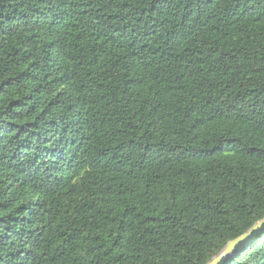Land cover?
Segmentation results:
<instances>
[{
  "label": "trees",
  "instance_id": "1",
  "mask_svg": "<svg viewBox=\"0 0 264 264\" xmlns=\"http://www.w3.org/2000/svg\"><path fill=\"white\" fill-rule=\"evenodd\" d=\"M262 219L264 0H0V264H207Z\"/></svg>",
  "mask_w": 264,
  "mask_h": 264
},
{
  "label": "water",
  "instance_id": "2",
  "mask_svg": "<svg viewBox=\"0 0 264 264\" xmlns=\"http://www.w3.org/2000/svg\"><path fill=\"white\" fill-rule=\"evenodd\" d=\"M264 226V219L255 223L247 232L238 238L231 240L216 256H214L207 264H222L226 256L237 246L249 240L254 234Z\"/></svg>",
  "mask_w": 264,
  "mask_h": 264
}]
</instances>
